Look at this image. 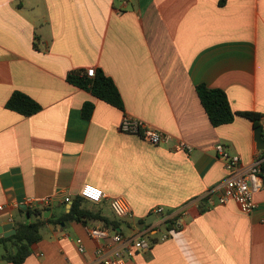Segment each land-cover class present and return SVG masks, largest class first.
Instances as JSON below:
<instances>
[{
  "label": "crops",
  "instance_id": "0c3cea01",
  "mask_svg": "<svg viewBox=\"0 0 264 264\" xmlns=\"http://www.w3.org/2000/svg\"><path fill=\"white\" fill-rule=\"evenodd\" d=\"M92 68L114 80L123 110L69 83L70 73ZM202 84L225 91L235 112L264 115V0H0V226L23 222L18 206L27 199L41 209L50 198L47 218L59 219L91 184L107 197L83 208L118 228L127 223L110 209L116 198L138 225L158 207L182 220L128 264H264V189L251 214L205 197L227 177L219 144L241 165L259 159L264 169V119L259 128L242 117L214 127L196 90ZM15 92L42 109L30 117L7 109ZM86 103L95 106L90 119ZM125 115L192 150L123 133ZM109 225H47L23 264H96L87 228ZM5 252L0 245V264H12Z\"/></svg>",
  "mask_w": 264,
  "mask_h": 264
},
{
  "label": "built area",
  "instance_id": "2783aa9c",
  "mask_svg": "<svg viewBox=\"0 0 264 264\" xmlns=\"http://www.w3.org/2000/svg\"><path fill=\"white\" fill-rule=\"evenodd\" d=\"M122 2L126 6L129 0H122ZM95 73L96 70L93 68L87 70V75L90 78H93ZM120 130L125 134L138 135L154 146H168L173 143V149L176 152L189 153L192 150V147L185 141L176 139L171 134L157 130L130 115L123 117ZM215 152L224 163L227 177L208 191L205 197L208 200L214 198V202L218 205H226L233 201L243 213H253L257 207L255 195L264 189L263 162L258 159L251 165H241L240 157L232 154L222 144L215 147ZM80 196L93 204H101L107 197L101 188L91 184H87L81 189ZM64 201L71 203L72 200L67 197ZM51 205L52 200L50 198L42 201L44 208H49ZM109 205L115 219L127 223L126 228L129 234H126L124 228H118L115 225L87 228L88 237L97 243L95 249L96 264H128L138 254L149 252L156 243L168 240L170 230L166 227L172 226L176 229L182 225V220L172 221L171 213L166 212L163 207H158L154 208L149 215V218H155V220L140 229L138 222L133 221L135 217L132 209L123 199H112ZM18 207L28 211L37 209V204L33 199H27ZM0 209L3 210V207ZM163 228L166 231L157 238L158 232ZM76 244L81 254L86 253L87 248L81 238L76 239Z\"/></svg>",
  "mask_w": 264,
  "mask_h": 264
},
{
  "label": "trees",
  "instance_id": "16d2710c",
  "mask_svg": "<svg viewBox=\"0 0 264 264\" xmlns=\"http://www.w3.org/2000/svg\"><path fill=\"white\" fill-rule=\"evenodd\" d=\"M68 81L74 86L90 90L92 95L97 99L116 108L124 109V101L120 90L114 80L102 70L96 71L93 78H90L85 70L74 71L68 75ZM196 90L205 112L214 127L231 124L237 117L249 120L255 128H259L262 125L263 114L235 112L225 91L212 89L204 84L198 85ZM6 107L25 117H30L42 109L38 102L23 92H15L8 100ZM94 108L93 103H86L83 106V116L85 119L92 117ZM84 202L85 200L81 196L76 198L70 211L56 220L52 217L45 218V214L50 211L47 208L25 211V220L17 223L19 228L16 234L9 238L0 237V245H3L6 251L4 258L12 264H23L32 254L33 245L43 239L42 230L47 225L60 226L62 223L70 221L85 223L87 219H101L106 224L117 226L116 222L85 210L83 208Z\"/></svg>",
  "mask_w": 264,
  "mask_h": 264
},
{
  "label": "water",
  "instance_id": "95a60500",
  "mask_svg": "<svg viewBox=\"0 0 264 264\" xmlns=\"http://www.w3.org/2000/svg\"><path fill=\"white\" fill-rule=\"evenodd\" d=\"M48 215H49L48 213L45 214V218H47ZM154 220H155V218H149L146 222L140 224L139 228L143 229L145 227V225L152 223ZM18 228H19V226L15 225L13 223H9V224H6L4 226H0V237L9 238V237L13 236L14 234H16Z\"/></svg>",
  "mask_w": 264,
  "mask_h": 264
},
{
  "label": "rangeland",
  "instance_id": "374dc122",
  "mask_svg": "<svg viewBox=\"0 0 264 264\" xmlns=\"http://www.w3.org/2000/svg\"><path fill=\"white\" fill-rule=\"evenodd\" d=\"M134 222H137V220H134ZM126 231V234H129V232L127 231V228H124Z\"/></svg>",
  "mask_w": 264,
  "mask_h": 264
}]
</instances>
